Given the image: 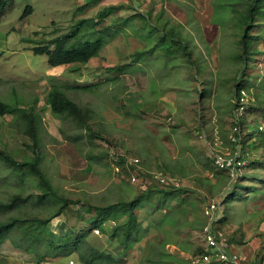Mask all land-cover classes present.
<instances>
[{
    "label": "rangeland",
    "instance_id": "374dc122",
    "mask_svg": "<svg viewBox=\"0 0 264 264\" xmlns=\"http://www.w3.org/2000/svg\"><path fill=\"white\" fill-rule=\"evenodd\" d=\"M215 2L100 0L98 3L91 1L82 14L75 15V10L85 0H10L0 13V99L14 108V112L0 115V148L18 159L33 156L30 145L34 141L24 131L25 120L19 109L31 108L40 116L42 166L62 194L105 204L117 200V194L124 189H130L132 193L140 191L139 186L145 177L141 170L157 176L167 169L166 175L180 178L192 197L186 203V210L179 215L182 235L176 234L179 227L170 220L162 225L166 239L172 242L183 239L189 248L190 251L179 252L181 256L191 258L192 251L203 245L200 224L204 216L201 211L206 202L214 198L221 203L222 225L228 235L234 234L233 238L239 242L232 249L264 262V16L257 18L258 25L254 28L263 36L258 43L262 53H255L245 64L240 60L238 41L242 30L235 24L241 14L234 19L231 16L226 18V9L218 8L216 13ZM110 4L124 6L117 13L122 17L136 12V6L147 13L153 10V23L137 27L142 21L136 19L133 22L136 28L116 35L99 55L82 65L52 67L46 54L32 50L35 43L30 39L47 41L68 31L82 16L94 17ZM28 6H32L33 11L23 17ZM132 6L135 9H131ZM238 6V9L243 7L240 3ZM162 10V18L158 20ZM166 19L169 20L167 24L164 23ZM36 32L40 33L36 35ZM163 35L165 41L162 45L141 60L127 65L125 70L109 71L111 66L128 64L134 50L149 49ZM181 38L193 53L191 58L181 55L182 45L178 42ZM76 67H79L78 71L70 72ZM240 76L246 83L254 81L249 90L244 87L251 103L242 116L244 140H250L249 146L253 150L248 155L244 153L247 164L238 171V177L241 176L238 187L233 182L229 190L234 192L235 198L223 201L228 195L227 183L213 175V170L219 169L211 153L223 149L221 145L235 148L228 140V134L236 118L233 108ZM57 82L87 86L69 89L68 93L80 105L94 110L91 124L100 135L92 147L71 143L66 137L79 131L76 123L54 113L46 102L48 90ZM258 95L260 101H252ZM260 126L263 128L259 129ZM103 150L109 152L105 160L90 157V152L96 155ZM121 154L128 156L130 161L139 158L137 178L132 180L133 183L114 167L117 164L114 160ZM255 157L259 158L258 164L248 165V161ZM247 173L249 177L245 176ZM12 177V170L0 164V198L3 201L9 200L15 192H22L23 185L17 177ZM146 178L152 183L151 176ZM30 190L37 191L33 187ZM24 193L28 194V189ZM172 202L177 204L174 200ZM78 208L79 205H73L65 211L66 214L54 218L44 227L47 232L55 231L49 239L53 237L64 242L69 238L61 234L68 226L78 232L83 225H90V220L88 223L79 220ZM48 209L22 204L8 212L0 210V220L11 215L32 216L34 212L48 216L51 213ZM160 215L158 208L152 211L151 217L158 222ZM112 223L108 222L105 228L109 229ZM142 227V233H145L147 227ZM96 234L93 233L101 240L104 250L114 249L122 254L124 249L109 240L102 229ZM162 234L146 238V248ZM9 236V239L0 241V264L17 263L18 258L26 259L29 264H39V258L30 254L31 250L28 249L27 254L13 245L23 243L26 248L46 250L44 244L36 241V235L23 240L19 229H14ZM165 246L172 252L178 248L175 244ZM142 247L138 244L133 250H124L125 256L119 264H142L139 263ZM154 250L152 247L150 253L158 256ZM76 254L62 256L59 261L68 264L73 259L75 264H81ZM47 260L50 258L40 262ZM143 262L148 264L145 260Z\"/></svg>",
    "mask_w": 264,
    "mask_h": 264
},
{
    "label": "trees",
    "instance_id": "16d2710c",
    "mask_svg": "<svg viewBox=\"0 0 264 264\" xmlns=\"http://www.w3.org/2000/svg\"><path fill=\"white\" fill-rule=\"evenodd\" d=\"M10 0H0V13L4 11ZM94 1L98 3L100 0H85V3L79 6L74 14H82L88 4ZM238 3L243 7L238 9ZM124 6L118 4H110L100 9L94 17H81L75 23H73L70 29L66 32L60 33L47 41H38L30 39L35 45L32 47L34 53L46 54L48 62L53 67L56 66H71L74 64H84L89 62L92 58L99 55L101 50L108 45L116 35L123 31H127L129 28H136L133 22L136 19L142 21V24L137 27H146L148 24L153 23L152 11L144 12L136 6V12L132 13L128 17L119 16L117 13L123 9ZM133 9L134 7H130ZM218 8H223L226 13L224 16L227 18L231 16L234 19L238 13L241 14L240 18L235 21V24L242 30V35L238 39L241 49L240 60H243L245 64H248L249 58H252L255 53H262V50L258 48V43L263 37L254 30L257 27V18H263L264 16V0H216L215 9L216 13ZM135 9V8H134ZM33 11L32 6H28L23 17L27 16ZM159 13V12H158ZM163 10L160 11L158 20L162 18ZM112 17V18H111ZM111 18L110 21L108 19ZM168 19L164 21L167 24ZM112 22V23H110ZM114 27V28H113ZM113 28V29H112ZM139 28V29H142ZM39 32H36L38 34ZM165 41V35L160 37L157 42L146 50H134L132 53V60L128 64H121L109 67L110 70L124 69L133 62L139 61L147 53L157 49ZM184 38L178 40L182 47V56L192 57L193 53L190 51L187 44L183 43ZM79 67L72 68V71H78ZM123 70V71H124ZM244 74V73H243ZM242 74V76H243ZM79 79V77L77 78ZM254 86V81H244L241 76L236 83V100L233 108V114L239 105L237 103V96L243 87H247L248 90ZM87 87L79 84H62L53 83L46 95V102L51 107L54 113L60 114L63 117L72 119L73 123L77 125L79 131L75 134H68L67 139L74 145L86 144L88 147L94 145V141L99 137L100 132L92 127L91 120L94 117V110L86 105H80L74 100L68 93V90ZM262 95V93H261ZM260 101L259 95L252 101ZM251 99L248 104L250 107ZM253 107V106H252ZM22 111V116L25 121V133L28 134L34 141L30 147L33 149V156L26 157L25 159H18L11 152L6 149L0 148V164L1 166H8L12 170L13 177H17L20 183L23 185L21 191L15 192L11 198L7 201H3L0 198V210L8 212L9 210L19 208L22 204H29L32 207L39 206L43 209H50L51 213L48 216H43L38 212L32 213V216L11 215L9 218L0 220V241L2 238L9 239V234L14 229H19L20 237L24 239L34 238L36 235L37 242L44 244L46 250L31 249L30 247L22 244H13L15 247L21 248L24 251L28 249L34 253L39 260L45 258H56V256H71L73 253H77L78 258L85 264H119V261L123 259L125 254L124 250H133L138 244H142L141 251V263L144 264V260L148 264H192L191 258H185L180 255L179 252L189 248L185 245L184 240L178 242H172L170 239H166V230L162 228L163 223L171 221L174 225L178 226L177 235H182L183 229L179 224L181 221L180 214L186 210V203L192 200L190 198V191L188 186H184L181 183L180 178H175L179 182L178 184L172 182L162 183L150 171H140L145 177L141 182L139 188L140 191L133 192L130 189H124L117 194V200L109 203H95L93 201H81L79 199L70 198L60 192V190L53 184L52 179L46 174L43 168V154L41 152L40 135H39V121L40 116L37 112H34L31 108H19ZM14 108L3 100L0 99V115L4 116L7 113H13ZM236 116V115H235ZM234 123H240L242 126L241 133H239V141L243 156L248 155L250 150L253 149L249 146L250 140H244V125L243 119L235 118ZM259 129H261L259 127ZM76 145V146H77ZM109 152L103 150L94 155L89 153L90 157H97L98 161L105 160L109 157ZM212 160L213 155L211 153ZM246 159V158H245ZM115 163L121 166V174L129 176V174L138 169V164H131L128 156L121 154L116 158ZM259 161L258 157L250 159L248 165H257ZM97 162V161H96ZM94 163V162H93ZM108 164V163H104ZM116 165V164H115ZM160 173L166 175L168 170ZM223 173L225 175H223ZM151 176L152 183L147 181L146 176ZM213 175L220 179H225L227 188L229 185L236 184L238 187V178L235 180L230 176L227 170H213ZM249 177V173L245 174ZM244 176V177H245ZM256 177V176H254ZM11 178V179H12ZM128 180L132 183L131 179ZM264 182V179H262ZM29 185L27 186V184ZM35 188L37 191H31L30 188ZM264 187V186H262ZM261 187V188H262ZM232 188V187H230ZM223 201H227L235 198L234 192H229ZM28 189L29 193L25 195L24 190ZM121 194V195H120ZM120 195V196H119ZM174 200L177 204L172 202ZM208 202V201H207ZM206 202V203H207ZM73 205H79V210L76 215L80 221L87 222L90 220V225L82 226L78 232L76 229L71 230L68 226L61 235L69 239L60 242L55 238H50L55 233L51 229L47 232L44 227L51 223L54 218L59 217L62 214H66V210ZM160 208L161 215L159 221L151 217L152 211ZM48 209V210H49ZM203 209V208H202ZM76 210V209H74ZM76 210V211H77ZM202 213V211H201ZM190 214L188 213V216ZM201 217V216H200ZM226 217V216H225ZM201 219V218H200ZM224 218H222V221ZM112 221L111 227L105 228L108 222ZM202 221V223H201ZM200 229L204 223L201 219ZM142 226H146L147 230L142 233ZM48 227V226H47ZM99 232L102 229L109 240H114L118 247L122 250V254L113 250H104L101 247V240L96 238L95 230ZM189 233V231L187 230ZM95 233V235H93ZM162 234L156 241H151L150 246L145 242L146 238L152 237V235ZM233 235L229 236L230 246ZM13 238V236H11ZM182 237V236H181ZM61 240V239H60ZM11 241V240H10ZM12 242V241H11ZM156 243V244H155ZM167 244H175L178 246L176 252H172L166 248ZM155 247L154 252L158 253V256L151 254V248ZM205 250V246H199L192 251V255L200 253ZM264 258V257H263Z\"/></svg>",
    "mask_w": 264,
    "mask_h": 264
},
{
    "label": "built area",
    "instance_id": "2783aa9c",
    "mask_svg": "<svg viewBox=\"0 0 264 264\" xmlns=\"http://www.w3.org/2000/svg\"><path fill=\"white\" fill-rule=\"evenodd\" d=\"M249 102V93L242 88L238 95V107L236 114L238 117L242 116L247 104ZM242 126L240 123H234L228 134V140L235 146L234 149L223 146V149L212 151L213 162L220 170H227L232 178L238 175V171L247 164V159L244 158L240 146L239 133H241ZM219 145V143H216ZM139 158H135L134 162H138ZM133 163V161H131ZM116 171H120V166H115ZM160 182H172L178 184L176 178L168 177L162 174L156 176ZM131 181L136 180L137 175L132 173L130 175ZM132 181V182H133ZM228 192V191H227ZM202 213L204 216V223L200 229L201 238L205 250L191 256L192 264H264V262L257 260L250 262L244 255L231 249L229 240L230 237L222 225V208L219 200L210 199L203 207ZM99 232L98 229L95 230ZM70 264H75L73 259H70Z\"/></svg>",
    "mask_w": 264,
    "mask_h": 264
},
{
    "label": "crops",
    "instance_id": "0c3cea01",
    "mask_svg": "<svg viewBox=\"0 0 264 264\" xmlns=\"http://www.w3.org/2000/svg\"><path fill=\"white\" fill-rule=\"evenodd\" d=\"M231 233H233V232H231ZM233 236H234V234H232ZM230 236H231V234H230ZM233 236H232V238H233ZM240 242H242V241H240ZM237 245V244H239V242H238V240H231V249H232V247L234 246V245ZM16 248V247H15ZM16 249H19L18 251H22V249L21 248H16ZM23 252H25V253H27V254H29L28 252H26V251H23ZM30 254H32V255H34L33 253H30ZM245 257H247L249 260L250 259H252V257H250L249 255L247 256V255H245V254H243ZM20 257V259H22V255L21 256H19ZM34 257L37 259V257L34 255ZM60 257H62V256H59V257H57V258H50V260H47V261H43V262H40V261H42V260H38L37 259V262L39 263V264H63L61 261H59V258ZM81 261V260H80ZM142 261H140L139 263H141ZM30 262H28L26 259L24 260V261H22V260H19V258H18V262L17 263H13V264H29ZM77 263V262H76ZM81 264H85V263H83L82 261L80 262ZM68 264H70L69 262H68Z\"/></svg>",
    "mask_w": 264,
    "mask_h": 264
},
{
    "label": "clouds",
    "instance_id": "9594fccd",
    "mask_svg": "<svg viewBox=\"0 0 264 264\" xmlns=\"http://www.w3.org/2000/svg\"><path fill=\"white\" fill-rule=\"evenodd\" d=\"M39 33H40V32H39ZM39 33H38V34H39ZM38 34H36V35H38ZM52 67H53V66H52ZM243 88H244V87H243ZM244 89H246V88H244ZM246 90H247V89H246ZM247 92H248V91H247ZM239 93H240V92H239ZM248 93H249V92H248ZM238 95H239V94H238ZM249 102H250V96H249ZM249 102H248V104H249ZM237 103H238V96H237ZM248 104H247L246 109L248 108ZM237 107H238V106H237ZM246 109H245V111H246ZM245 111H244V113H245ZM244 113H243V114H244ZM235 115H236L235 117H236V119H237L238 116H237V114H236V110H235ZM242 116H243V115H242ZM242 116H240L239 119H242ZM234 122H235V121H234ZM234 122H233V124H234ZM230 128H231V127H230ZM260 128L262 129L263 127L260 126ZM131 161H133V163H132ZM131 161L129 160V162H130L131 164H137V162H134V159L131 160ZM138 162H139V161H138ZM116 165H118V164H116ZM116 165H114V167H115ZM119 166H120V165H119ZM219 170H220V169H219ZM120 171H121V170H120ZM132 173H135V172L132 171ZM132 173H131V174H132ZM131 174H129V176H128L129 178H130V175H131ZM135 174H136V173H135ZM136 175H137V174H136ZM237 176H238V175H237ZM237 176H236L235 178H233V179L235 180V179L237 178ZM130 179H131V178H130ZM132 183H133V182H132ZM230 187H231V184L229 185L228 188H230ZM228 188H227V191H228ZM69 261H70V260H69ZM249 261H250V262H254V261H256V260H254V259H250Z\"/></svg>",
    "mask_w": 264,
    "mask_h": 264
}]
</instances>
